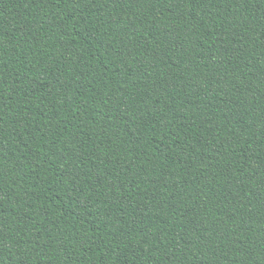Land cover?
Segmentation results:
<instances>
[{"label":"trees","instance_id":"1","mask_svg":"<svg viewBox=\"0 0 264 264\" xmlns=\"http://www.w3.org/2000/svg\"><path fill=\"white\" fill-rule=\"evenodd\" d=\"M0 264H264V0H0Z\"/></svg>","mask_w":264,"mask_h":264}]
</instances>
